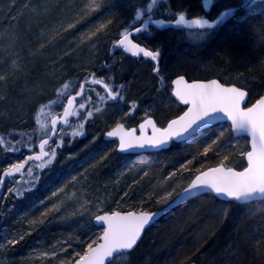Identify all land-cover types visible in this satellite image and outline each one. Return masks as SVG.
<instances>
[{"label": "rangeland", "instance_id": "1", "mask_svg": "<svg viewBox=\"0 0 264 264\" xmlns=\"http://www.w3.org/2000/svg\"><path fill=\"white\" fill-rule=\"evenodd\" d=\"M5 1H7V3L1 6ZM11 1L12 0H10V2L9 0H3L2 4H0V75L5 77L4 80L0 81V138H3L5 141L4 145H0V172L3 168H6L12 163H16L19 158L10 156L4 149L7 145L13 146L16 144V138L18 135L27 139V145L28 147L30 146L29 149L33 143H36L41 138L45 137L44 132L36 125V116L41 105H46L49 101L56 99L57 89H59L62 84L65 82H72L74 87L71 92L76 91L78 85L80 84L79 82L82 79H87L93 70L101 68L103 66V61L105 60L108 65V69L104 70L105 77H108L111 85L117 86V84H119V82H116V78H118V80L121 79V73L119 72V68H117V63H119L120 59L118 57H123L127 54L124 53L123 55L118 56L119 54H112V49L114 48L115 42L120 38L121 32H123L126 28H132L134 9L145 2V0H100L102 6L96 11L88 12L85 11V5L88 0H28L26 1V3L28 2V6L20 10L21 21L19 22L17 15H9L6 11H4L6 10V7L8 8L11 6ZM22 1L23 0H21V2ZM254 1L257 0H251L249 1V4L251 5ZM240 2L241 0H216L215 6L212 8L210 15H217L218 12L224 8L237 6ZM194 3H197L199 12L203 14L201 0H195ZM189 4L190 5L188 6H192L191 2ZM180 12L185 13L183 9L172 7L169 0H163L157 14H159L158 18L173 19L174 15ZM69 23H75V27L67 32H64L63 28L67 27ZM101 25H104V27L97 31ZM220 30L221 28L217 32H214V34H212L213 37H216ZM92 32H96V34L91 36V39H89L88 36ZM194 32L195 31L186 29L177 32V35L179 36L175 40V45L185 43V45H181L182 49L180 50L174 47L169 51H166L164 44H157V42L151 43V49L154 50L157 47L160 48V57L157 61H152L148 57H141L139 58V61L142 64L151 65L152 72H154V68L158 67L159 72L163 71L164 73L168 72L167 69L169 70L170 65L172 67V64L180 62L186 64L187 67H196L197 73L206 77L204 79L217 76L216 78H219L218 80L220 82L224 84L237 85L244 88L249 93L251 92L254 96L264 92V76H256L253 73L254 70L250 73L252 70H248L246 68L249 65L248 57L236 59V57L229 53L228 50L224 52L225 44L220 46L221 48L216 46L212 52L207 53V45H209L212 35L208 36L211 38L207 37L203 40H198L193 35ZM236 34L237 37L233 38V41L231 40L235 46L244 47L247 50H250L249 53L254 54L258 51V49L260 50L263 48V22L250 23L246 25L244 29L241 28L238 30ZM135 37L145 41L146 46L148 47V38H153L154 36L152 37V35L137 34ZM204 47L206 48L204 49ZM166 53H168V55H166ZM108 54L111 56L113 55L111 59L107 57ZM164 56L166 57L163 59ZM67 59H70V63H72V61L74 62L72 69L70 67L71 65L63 64L64 66L67 65L70 68L66 78L57 76H55V78L54 75H56L59 70L61 71L59 63H63V61ZM167 60H170V62H167ZM176 64L174 65L175 67L178 66V64ZM181 68L184 69L182 66ZM181 68H177V70ZM240 68L243 70H240ZM154 73L157 74L156 72ZM96 78L99 79L98 76H96ZM14 80L17 82H13ZM62 81L65 82L60 84L59 82ZM158 81L159 80H157V82ZM165 84L166 83H164V85ZM85 85V88L88 91H91L92 97L88 101H85L88 103L85 105L86 108L84 110H87V112H93V115L89 117L86 122L92 120L95 115L101 114L104 111L107 113L116 111L115 114L119 112L126 117V115L135 113V110L139 109L142 112V116L145 118L148 114L153 113L154 107L152 106H160L161 104L167 105V102H165L162 98L158 100L154 99L153 103H147V105H143V107L134 103L129 108L128 106H125L126 104H124L127 102V105L129 104V101L126 99V95L128 93L126 86H123L121 89L123 99H119L115 103H112L111 100H107L102 103L99 99V96L102 95L99 89H97V86L88 83ZM156 85H158V83H156ZM156 91H158L157 88ZM133 98L134 97L131 99ZM65 102L66 100L62 101V103ZM97 107L101 109L99 112L95 111ZM127 107L130 109L128 112L125 111ZM62 108V105H55L53 114L60 113ZM173 108L174 107L171 106L169 109L172 110ZM42 119H47L49 127L50 119L47 117H42ZM80 120L81 119L76 120L75 123L77 124ZM110 124L111 122L109 125ZM111 126L112 125H110V127ZM59 129L57 132L61 135V140L58 144L56 143V145H59L58 150H56V156L53 163L46 166L45 169L55 165L59 161L56 159L60 157L61 153L66 155V158H62V160H66L68 157L72 158L73 155L70 154L69 151L73 148V142L79 140L78 136H72V129L68 127L63 128L62 131ZM215 139L216 138H214V140ZM224 139L225 136L217 142L220 143L222 147L224 145ZM93 140H90L91 144L95 143ZM236 147L238 155H234V158L238 157V159L232 163V166H229L234 169L238 168L233 166L243 167L245 164L244 156H241L239 151L244 148L245 150L243 153H245L248 148L247 139L240 138V140L234 142L231 149H236ZM137 156L139 157L141 155ZM138 157L126 159L121 161V163H117V166H115L116 169L114 170V180L115 182L117 181L118 183H121L125 177H130V180L132 181H130L129 184H134L135 179L151 174V179H154L156 182L151 187L150 193L148 194L147 192V196H145V201H148V209L151 211L167 198V193H173L177 188L181 187L182 183L178 184L180 181L176 182L177 179L172 178L173 176L169 177L167 172L164 174V177L161 178V171L158 170L156 172L154 170L157 168V166H155L157 164H154L151 159L146 161ZM129 165L134 166L130 171L125 172V168ZM29 167L37 169V167H34L32 164ZM184 167L185 166L181 167V169H184ZM81 172L82 171L79 172V176H81ZM145 172H147V175H144ZM36 174H39V182L42 177H45L41 172ZM47 179L48 177L46 180ZM159 179L161 180L158 181ZM26 180H31V177L28 175ZM14 181H17V178L14 179ZM78 182L80 183L78 184ZM78 182L75 181L70 184L63 180L56 183V186L50 189L48 196L45 198L48 203L42 204L43 206L40 208L41 210H38L35 213L36 215H32L38 216L39 219L37 222L32 220L34 224H29L30 226H33L30 227L29 230H35V227H37L36 224L38 225L44 223L46 222L47 217H51L53 218L51 220L53 223H59L62 226L68 223H76L77 225H73L70 230V233L76 234L79 231H86V225L90 224V222L92 223L93 216L102 212L114 210L117 202L116 199L113 200L108 196L97 195V187L89 189L88 186H84L83 189H80L79 187L83 184V180ZM58 184L62 187L57 188ZM53 193H56V195L53 196ZM227 202L231 203L233 201H221L216 199L214 203L211 202L213 211L219 212L221 215V218L215 222L216 226L217 223H221V225H224L225 227V224L228 223L230 228L231 225L235 224L233 220L227 217ZM4 203L6 204H4L1 209L3 214H0V226L2 227V230L0 231V245H3V247H0V264H70L72 262L73 255L76 257L78 256L77 253L80 251L77 252L78 247L76 244H72V242H70V245H68L69 241L66 239V243L62 240V242H59L60 244L58 245H50L47 248L39 247L32 253L27 251L25 252L27 255L20 258L13 257L11 258L12 262H10L7 254L11 252V248L16 246V242L19 241L20 235H26L29 230L24 229L25 226H20L18 223L19 225H17V227L20 228V230H18L19 234L17 236V232H13L11 229L9 230V228L3 227L2 217H5L4 214L11 211L10 206H13L9 204L10 202L7 203L4 201ZM54 206L58 207L59 210H54ZM131 206L132 204H128L127 207ZM257 213L258 211L256 210L252 211L254 216L257 215ZM27 216L31 217V214ZM230 221H232L233 224ZM256 223L253 224L255 226L254 230H260L259 232L261 236L259 238H264V226L261 225L259 229H257ZM233 227L234 225L231 228ZM205 230L212 231L214 234L217 233L216 229H212V226H207ZM254 230L253 232L255 233ZM85 231L83 233H85ZM235 231L239 232L237 230ZM244 233L246 232H243V234ZM155 234L156 231H148V245L151 246L153 253L156 251L159 252L157 244L159 243L160 245V242H158L155 238ZM64 238L65 237H63V239ZM80 239L81 238H78L76 241ZM242 239L247 241L250 240V234L246 235ZM252 239L250 240V243L253 242ZM12 240L16 242L14 244H9L8 241ZM85 240L87 241V239ZM227 241L228 238L224 243ZM228 244L230 247H225L226 250L223 255L224 264H238V260L241 256L238 254L242 251L247 252L248 250H246V247H248V245L243 246L241 243H235L232 241L227 243V245ZM79 246H81V244ZM251 246L252 244L250 247ZM254 253L255 257H260V255L258 256L256 252ZM153 261L154 260H151L148 256V264H154ZM255 261H258V259H255Z\"/></svg>", "mask_w": 264, "mask_h": 264}, {"label": "trees", "instance_id": "2", "mask_svg": "<svg viewBox=\"0 0 264 264\" xmlns=\"http://www.w3.org/2000/svg\"><path fill=\"white\" fill-rule=\"evenodd\" d=\"M26 1L28 0H23L22 2L21 0H12L11 6L8 8L6 7V10L4 11H6L9 15H17L20 22V10L28 6V2L26 3ZM194 1L195 0H169L172 7L183 9L185 14H187V17L189 18L202 15L201 12H199L197 3L195 4ZM2 2L3 0H0V4H2ZM190 2L192 6H188L190 5ZM6 3L7 1H5L1 6L5 5ZM251 5L252 7L248 8V10L241 11L229 21H226L216 37H213V35L212 38L208 37L211 39L209 41V45H207L208 50H206V52H212L213 49L216 48V46H218L219 48L220 46L225 44L224 52L228 50V52L234 55L236 59H243L248 57L249 65L246 68L248 70H252L250 73H252L254 70L253 73L256 76H264V44L263 48L260 50L258 49V51L254 54L249 53L250 50H247L246 48L241 46H235L233 42H231L233 38L237 37V31L241 28L244 29L246 25L254 22L264 23V0L254 1ZM157 16L159 17V14H157ZM190 31L196 30L191 29ZM157 36L160 40L158 42L155 40ZM157 36H152L153 38H149L151 40L150 44L153 42L164 44L166 51H169L174 47L178 48V50L182 49L181 45H175V40L179 36L176 32L172 33V31L164 30L160 31ZM205 48L206 47H204V49ZM168 53H166V55H168ZM112 54L117 55V52H112ZM112 56L110 54L107 55V57L110 59ZM165 57L166 56H164L163 59ZM118 58L120 59L119 63H117V68H119V72L121 73V79L118 80V78H116V82L127 83L126 87L128 93L126 95V99L129 101L128 107H131V105L134 104L132 103L133 100L142 107L143 105H147V103H153L154 99L158 100L163 98V100L167 102V105L161 104L160 106H156L154 104L155 106H152L154 107L153 113L148 114V116L152 117L155 120L158 126H163L165 121L177 116L184 109L183 106L174 103L172 98L170 97L169 91L171 89V79L177 74H183L187 79L206 78L203 77L202 74L197 73L196 67H187L186 64L180 62L177 63L178 66L176 67L174 66L176 63L172 64V67L170 65L169 70L167 69L168 72L164 73L163 71H161L159 72V75H157L152 72L151 65L142 64L139 61V58H132L127 55ZM70 62V59H67L61 64H69L71 65L70 67L72 69L74 62ZM167 62H170V60H167ZM181 66L184 67V69L181 68ZM177 68L181 69L177 70ZM69 69L70 68L68 67V70ZM106 69H108V65L107 61L105 60L103 61V66L101 68L95 69L91 73L95 72L99 79H101L104 78V70ZM241 69L242 68H240V70ZM160 76H163L165 78L166 84L163 85L164 87L161 86L159 81L157 82ZM13 82L17 81L14 80ZM156 83H158V85H156ZM156 88L158 89V91H156ZM97 89H99L102 96L105 95L101 87L97 86ZM261 94L254 96L250 92L248 105L251 104ZM91 97V91L84 89V95L78 98L76 101L77 107L80 103H84L86 105L88 102L85 101H88ZM132 97L134 98L131 99ZM115 102L117 101H112V103ZM127 103H124L126 104L125 106H127ZM171 106L174 107L172 110L169 109L171 108ZM128 107L126 108V110L128 109ZM80 110L83 112L85 111L87 115V110ZM115 113L116 111H112V113H107L104 111L101 114L95 115L94 118L88 122H86L87 119H82V117H85L86 115H81L80 117L73 116L69 119V121L71 122V127H69L68 125H61L59 127L60 129L68 127L73 131V129L76 128L79 123H83V135L78 136L79 140L73 142V148L71 150V152L75 154L76 157L80 156V158L78 159L77 157L75 159L62 160V158L60 157L61 159H56L59 161L55 165L46 169H35L31 167L34 174L41 172L45 177H48L47 180V177H42L40 182L36 183L34 186L31 183H26L27 181H30L26 180L28 176V168L15 177H11L14 183L25 179L22 184L18 186V188L22 187L25 189H31L30 191H24V194L22 196H18L15 192H9V187L6 184L0 202H12L11 205L14 206V210L12 211L11 215H17L18 217L22 216L24 218H27V215L31 214V217L28 218L37 222L39 217L32 215H34L38 210H41L40 208L43 206L42 204H44L41 201L46 196H48L50 189L54 188L56 186V183H59L63 180L67 181L70 184L75 181L78 182L83 180V184L79 187L80 189H83L84 186H88L89 189L97 187V195H104L111 197L113 200H117L114 210L123 211V209H127L129 211H148L149 206L148 201H145V196H147V192L148 194L150 193L151 187L156 181L154 179H151V174H149L148 176L135 179L134 184L125 185V182L130 183V181H132L130 180V177H125V179L121 183H118L117 181L115 182L114 170L116 169V164L121 163V161H124L126 159L136 158L138 156L118 153L116 151V141L106 140L103 138L104 132L110 128V125L114 126L117 122H122L127 127H130L132 125H136L144 117L142 116V112L139 109H136L135 113L126 115V117H124L119 112L117 114ZM79 119L81 120L76 124V120ZM110 122L111 124L109 125ZM225 129H229V125L226 123H219L206 128L205 130L201 131L200 133L182 143H172L167 149L146 153L138 157L146 161H148V159H151L154 164H157L155 165L157 166V168L154 170L156 172L158 170L161 171V178L164 177V174L167 172L169 177L173 176L172 178L177 179L176 182L180 181L178 184L182 183L181 187L177 188L172 193V196L170 198L167 197L160 205H158L154 209L163 206L186 185V183L192 177V175L189 176V171H187L188 167L192 163L196 161L199 162L196 165V171H200L208 166L221 164V162H223L226 167L232 166V163L236 159H238V157L234 158V155L237 156L238 153L236 152L237 147L233 150L231 149V147H233L234 142L240 140V138L233 137L230 131L225 133V141L223 147L220 145V143H217L213 145V147L208 151L207 154H204L205 147L211 144L214 138H217L220 132ZM19 139H22V137L20 136ZM23 139H25V137H23ZM25 140L27 141V139ZM60 140L61 135L59 134V132H57V144ZM90 140H93L95 143L91 144ZM8 146L9 145L4 147V149H7ZM54 149L58 150V147L55 146ZM25 150H29L27 144L25 146L23 145L21 149L17 148V150L12 151V153L9 151L7 152L12 157L17 158L21 157ZM244 150L245 149L242 148L239 151V154L241 156ZM81 154L83 156L82 158ZM225 157H227V159H225ZM189 161H191V163H189ZM32 165H34L35 167L38 164L34 163ZM182 166H185L184 169H181ZM233 167L240 169L241 166ZM80 171H82L81 176H79ZM73 177H75L76 179L74 180ZM16 178L17 181H14V179ZM50 179H54L55 181L52 182V184H48ZM160 180L161 179H159L158 181ZM79 183L80 182H78V184ZM125 193H127V195H125ZM216 199L217 198H215L213 195L203 194L182 203L181 205L162 215L150 228L145 231L141 241L131 252V264H148V256L151 260H154V264H224L223 255L225 254V247L229 248L230 246L229 244L227 245V243L231 241L235 243H241L243 246L248 245V247H246V250H248L247 252L242 251L240 252V254H238L241 255L240 259L238 260V264H264V238H259L261 236L259 232L260 230H254L255 226L253 225L257 222V229H259L261 225L264 226V201L257 200L241 204L236 202H227V217L233 220V222L235 223L233 224L232 221H230L234 225L233 228L235 229H233L231 228L233 225H231V227L229 228L228 223L225 224V227L224 225H221V223H217L216 226L215 222L218 221L219 218H221L220 213L213 211L211 206V202L214 203ZM121 200L125 201L128 204H132V206L127 207L128 205L121 204ZM255 210L258 211L259 214L257 213V215L254 216L252 214V211ZM52 219L53 218L51 217L50 219H48V217L46 218V221L48 220L47 225H36L38 227L37 229H40L41 232V235L39 236L41 238V244L39 247L47 248L50 245H58L60 244L59 242H62V240L66 243L67 239V241H69L68 245H70V242H72V244L75 243L78 247L77 252L80 251L79 253L83 254V252L86 250L87 244L93 240H97L100 234V228L95 227L91 222L90 224L86 225V231L84 230L85 233H83L84 231H79L76 234H72L70 233V231H62V229L57 227L59 223H53L51 221ZM73 225L77 224L73 223ZM20 226H25L24 222L20 223ZM207 226H212V229H216L217 233L214 234L212 231H206L205 228H207ZM226 228L229 231H227ZM1 230L2 227L0 226V231ZM18 230H20V228H18ZM151 230L156 231L155 238L158 242H160V245L157 242L159 252L156 251L155 253H153L151 250V246L148 245V231L150 232ZM235 230L239 232H236ZM253 230L255 231V233L253 232ZM243 232L246 233L243 234ZM249 234L251 239L253 238L252 241L254 243H250L251 239L248 241L242 239ZM63 237L65 238L63 239ZM78 238L81 239L76 241V239ZM227 238L228 241L224 243ZM28 239L29 238L23 240L21 239L20 235L19 241H17L18 243L16 242V246L14 248H11L10 253H21V247L27 244L29 245L30 242H34V240L29 241ZM85 239H87V241ZM80 244L81 246H79ZM251 244L252 246L250 247ZM254 252H256L258 256L260 255V257H255ZM78 257L79 256L76 257L73 255L72 262ZM255 259H258V261H255Z\"/></svg>", "mask_w": 264, "mask_h": 264}, {"label": "snow or ice", "instance_id": "3", "mask_svg": "<svg viewBox=\"0 0 264 264\" xmlns=\"http://www.w3.org/2000/svg\"><path fill=\"white\" fill-rule=\"evenodd\" d=\"M163 0H145L144 4L134 9L132 17V29L126 28L120 34V38L115 42L114 47H122L123 51L130 53L132 56L143 54L144 57L157 61L161 55L160 48L150 49L147 46H141L140 43L134 42L133 34L154 35L157 31L166 30L169 26L182 27L186 29H195L193 33L196 39L203 40L214 34L226 21L239 14L241 11L248 10L252 7L249 0H241L237 6L226 7L215 17H211V10L215 6L216 0H201L203 15L196 18L188 19L183 12L176 13L173 21H166L158 18L157 13ZM100 0H88L85 5V11H96L101 7ZM75 27V23H69L63 28L67 32ZM101 25L97 31L101 30ZM92 32L88 38L94 36ZM159 75V68L153 69ZM5 77L0 75V81ZM92 84H99L103 87L105 95L99 96L100 101L123 99L120 89L121 86H113L106 82L105 79H97L94 74L90 81ZM161 86L165 83V78L160 76ZM172 95L182 104L187 106L181 115L168 122L166 127H157L152 119H146L140 125L141 135L134 136V131L124 132L123 125L118 124L116 129L107 133L108 137L119 135L120 152H136L137 150L162 149L173 140H182L196 134L201 128L213 122L223 115L231 123L230 129L220 132L219 136L204 149V154L217 144L228 131L237 135L246 134L250 137L251 150L242 155L247 161V166L242 171H236L231 167H226L223 162L220 166L210 168L207 171H200L198 175L188 184V186L179 193L177 201L168 203L166 207L159 212L148 211H129L122 214L119 211H112L110 214L105 212L103 215H96L95 220L102 222L104 225L103 233L98 240H93L87 244L83 254L77 253L79 258L75 264H131V252L135 249L146 226L150 225L159 215L173 207L174 203L184 201L195 195H201L205 192L214 193L218 197L226 200H235L237 202H250L253 200L264 201V95H260L251 106H247L249 92L238 86H225L219 81L213 79L207 82H187L183 76L172 80ZM85 83L79 84V91L71 94L74 85L72 82H65L56 92V99L51 100L46 105H41L36 116V125L47 136L48 132L55 134L58 125H68L71 127L69 117L81 116L80 109H85V104L80 103L77 107L76 98L84 95ZM66 100V103H62ZM62 105L63 113L60 115L53 114L54 106ZM47 110V111H46ZM101 109L97 107L95 111ZM93 115L92 111L87 112V116L82 117L86 120ZM47 117L50 119L48 127ZM150 126L152 136H145L144 129ZM83 123H79L72 131V136H81ZM63 130V129H59ZM21 143L20 141L16 142ZM5 141L0 138V145ZM49 144L48 139H41L39 148L40 153L35 156L27 157L23 162L10 165L0 174V184H3L6 178L13 177L15 173H20L30 160L41 161L36 165L37 168L43 169L53 163L56 156V149L45 151V146ZM59 147V145H57ZM17 150L14 146L9 145L7 151ZM47 157V159H45ZM227 159V157H225ZM191 163V161H189ZM134 165L125 168V172L130 171ZM183 167V166H182ZM28 175L33 186L39 182V174H34L31 167L28 168ZM123 175V173H122ZM147 175V172L144 173ZM75 180L76 178L73 177ZM30 188H17L16 194L22 196L24 191H30ZM13 191V189H9ZM56 193H53L55 196ZM127 195V193H125ZM172 193H167L170 198ZM54 210L59 208L54 206ZM99 210V209H98ZM23 239V237H21ZM16 241H8L14 244ZM3 247V245H0Z\"/></svg>", "mask_w": 264, "mask_h": 264}, {"label": "bare ground", "instance_id": "4", "mask_svg": "<svg viewBox=\"0 0 264 264\" xmlns=\"http://www.w3.org/2000/svg\"><path fill=\"white\" fill-rule=\"evenodd\" d=\"M110 5V4H109ZM132 29V28H131ZM130 29V30H131ZM166 30H168V31H172V32H179L178 30H172V29H166ZM160 31H157L154 35H152V36H157L158 35V33H159ZM135 34V33H134ZM155 40L158 42V41H160L159 40V38H158V36L155 38ZM158 44V43H157ZM144 45L146 46V43H144ZM181 45H185V43L184 44H181ZM149 46H150V43H149ZM151 47V46H150ZM127 56H130V55H128L127 54ZM130 57H132V56H130ZM58 63H59V61H58ZM59 65L61 66V71L59 70L58 71V73L56 74V75H54V77L55 76H57V77H63V78H66V76H67V73H68V66H64L63 64H61V63H59ZM59 66V67H60ZM93 74H94V76H95V78H96V76H97V74L95 73V72H93V73H90V75H89V77L87 78V79H82L79 83H82V82H88V79L90 78V77H93ZM179 75H182V76H184L183 74H177V75H175L174 77H176V76H179ZM173 77V78H174ZM185 78H186V76H184ZM217 77V76H216ZM215 77V78H216ZM219 77V76H218ZM56 78V77H55ZM55 78H53L54 80H56ZM172 78V79H173ZM52 79V80H53ZM103 79H105L106 81H109V79H108V77H105V75H104V78ZM172 79H171V81H172ZM217 79V78H216ZM53 80V81H54ZM61 81V80H60ZM171 81H170V84H171ZM63 82H65V81H62V82H59L60 84H62ZM110 82V81H109ZM89 83V82H88ZM121 85L122 86H127V83H124V82H122L121 83ZM86 89V88H85ZM79 90V85H78V87H77V89H76V91H78ZM76 91H74V92H72L71 94H74ZM170 91H171V89H170ZM170 91H169V93H170ZM264 93V92H263ZM170 97H171V95H170ZM76 101H77V99H76ZM66 103V102H65ZM132 103H137L136 101H132ZM77 104V103H76ZM128 106V105H127ZM130 108V107H129ZM127 109V110H125V111H130V109ZM63 109V108H62ZM62 111V110H61ZM80 111V113H81V115L83 116V115H85L86 113H84L83 111H81V110H79ZM183 111V110H182ZM181 111V112H182ZM180 112V113H181ZM61 113V112H60ZM60 113H58V114H56V115H59ZM132 114V113H131ZM69 119H70V117H69ZM143 119H141L140 121H142ZM139 121V122H140ZM155 121V120H154ZM168 121V120H167ZM167 121H165V123L163 124V126H161V127H164L165 125H166V123H167ZM138 122V123H139ZM117 123H122V122H117ZM116 123V124H117ZM137 123V124H138ZM156 123V122H155ZM123 124V123H122ZM136 124V125H137ZM124 125V124H123ZM136 125H132V126H130V127H127L126 125H124V127H126V128H132V127H135ZM156 125H158L157 123H156ZM61 125H59L58 126V129H59V127H60ZM63 126V125H62ZM205 130V129H204ZM58 131V130H57ZM203 131V130H202ZM201 132V131H200ZM200 132H198V133H200ZM198 133H196V134H198ZM48 134H49V132H48ZM47 134V135H48ZM195 134V135H196ZM194 135V136H195ZM20 138V135H18V137H17V140H16V142L17 141H20L21 143H19V144H14L13 146L17 149H21V147L24 145H26V144H28L27 143V141L25 140V139H23V137H22V139H19ZM42 139V138H41ZM40 141V140H39ZM39 141H37L36 143H33V145H31V148L29 149V150H25L24 152H23V155L21 156V157H19L18 159H17V162L16 163H20V162H23L24 160H25V158L26 157H28L30 154H33V153H38L39 152V149H38V143H39ZM57 141V132H56V134H55V137L53 138V139H51V141H49V144L48 145H46L45 146V151H49L48 149H53L54 147H55V145H56V142ZM57 146V145H56ZM30 147V146H29ZM53 147V148H52ZM6 151H7V149H5ZM4 150V151H5ZM161 150H164V149H161ZM117 151V150H116ZM9 152H11L12 153V151H9ZM70 152V154H72L73 155V157L71 158V157H68V159H66V160H69V159H75V158H77L78 157V159L80 158V156H77L76 157V155L75 154H73L71 151H69ZM118 152V151H117ZM155 152H157V151H155ZM118 153H120V152H118ZM9 154V153H8ZM121 154H128V155H134V156H137V155H143L144 153H138V154H132V153H121ZM10 155V154H9ZM11 156V155H10ZM60 157L61 158H66V155H64V153H61V155H60ZM59 157V158H60ZM83 156H82V154H81V158H82ZM45 159H47V157L45 158ZM34 163H36V164H39V163H41V161H36V162H32V161H30L29 163H28V165L22 170V171H24L25 169H27L31 164H34ZM199 162L198 161H196V162H194V163H192L189 167H188V170L187 171H189V176H191L192 175V177L190 178V180L199 172V171H196V165L198 164ZM12 164H15V163H12ZM11 164V165H12ZM216 165H218V164H216ZM216 165H212V166H216ZM10 166V165H9ZM9 166H7L6 168H8ZM212 166H208V167H212ZM107 167V166H106ZM208 167H206V168H208ZM6 168H3L2 170H1V172H0V174H2V172L4 171V169H6ZM206 168H204V169H206ZM203 170V169H202ZM21 171V172H22ZM201 171V170H200ZM20 172V173H21ZM19 173H17V174H15V175H13V177H15L16 175H18ZM189 180V179H188ZM190 180L186 183V185L190 182ZM24 180H20V181H17V183H14L13 181H12V178L10 177V178H6V180L4 181V186H3V188H5V186H6V184L8 185V187H9V189H13V191L12 192H15L16 193V189L18 188V186H20L21 184H22V182H23ZM55 180L54 179H50L49 180V183H52V182H54ZM16 184V185H15ZM60 184H62V183H60ZM60 184H58V186H57V188H61L62 186L60 185ZM129 183L128 182H125V185H128ZM14 185H15V187H14ZM185 185V186H186ZM14 187V188H13ZM127 187V186H126ZM10 192V191H9ZM126 192H127V190H126ZM47 197V196H46ZM45 197V198H46ZM43 199L41 202L42 203H44V204H47L48 203V201L46 200V199ZM40 201V200H39ZM170 201V200H169ZM169 201H167V202H169ZM10 202V201H9ZM8 202V203H9ZM4 204H6V203H4V202H0V214H3V212H1V209H2V207L4 206ZM9 204H12V202H10ZM121 204H123V205H128V203H126L125 201H122L121 200ZM10 210L11 211H8V212H6L4 215H5V217H2V219H3V227H6V228H9V230L11 229V231H13V232H17L16 233V235H18L19 234V232H18V227H17V225H19L20 223H22V222H24V225H25V228L24 229H26V230H29L30 229V227H33V226H30L29 224H34L33 223V221L32 220H30L29 218H28V216H27V218L25 217H22V216H17V215H11V213H12V211L14 210V206H10ZM150 211V210H149ZM48 219H50V218H48ZM157 221V220H156ZM155 221V222H156ZM31 222V223H30ZM155 222H153L148 228H150ZM19 223V224H18ZM41 224H44V225H47L48 224V221H46V222H44V223H41ZM37 225V224H36ZM72 226H73V224H71V223H68V224H65L64 226H62V225H60V224H58V226L57 227H59L60 229H62V231H65V232H68V231H70L71 230V228H72ZM38 227H35V230L33 229V231H28L27 233H26V235H24L25 237H23V236H21V237H23V240H26L27 238H29L28 240L30 241V240H34V242H30L29 243V245L27 244V245H25V246H23V247H21L20 248V252H21V254H19V252L17 253V252H12V253H9L8 255H7V257H8V259L10 260V262H12L11 261V258H13V257H22V256H25V255H27L25 252H27V251H29V252H33V251H35V249H38L39 248V246H40V244H41V238L39 237L40 235H41V232H40V229L38 230L37 229ZM147 228V229H148ZM146 229V230H147ZM145 230V231H146ZM145 233V232H144ZM144 235V234H143ZM143 237V236H142ZM142 239V238H141ZM141 239H140V241H141ZM139 241V242H140ZM139 242H138V244H139ZM18 243V242H17ZM137 244V245H138ZM137 247V246H136ZM135 247V248H136ZM10 264H13V263H10Z\"/></svg>", "mask_w": 264, "mask_h": 264}, {"label": "water", "instance_id": "5", "mask_svg": "<svg viewBox=\"0 0 264 264\" xmlns=\"http://www.w3.org/2000/svg\"><path fill=\"white\" fill-rule=\"evenodd\" d=\"M188 19H192V18H188ZM166 21H170V20H166ZM173 21V20H172ZM169 27H175V28H182V27H176V26H169ZM142 46V45H141ZM126 53V52H125ZM126 54H128V55H130V56H132L130 53H126ZM140 56H143V54H140V55H138V56H132V57H140ZM179 76H182V75H179ZM179 76H176V77H174L172 80H174V79H176V78H178ZM184 77V76H183ZM185 78V77H184ZM91 79H92V77H90L89 79H88V82L90 83V84H92L90 81H91ZM213 79H215V80H217V81H219L218 79H216V78H209V79H193V80H187L186 78H185V80L187 81V82H189V83H191V82H207V81H210V80H213ZM172 82V81H171ZM220 82V81H219ZM82 83H84V82H82ZM221 84H223V85H225V86H232V85H234V84H224V83H222V82H220ZM93 85H97V86H100L102 89H103V87L101 86V85H99V84H93ZM236 86V85H235ZM172 88H173V85H172V83H171V91H170V95H171V98L175 101V102H177L178 104H180V105H183L185 108H184V110L180 113V114H178L177 116H179V115H181L185 110H187V106L186 105H184V104H182L179 100H177L173 95H172ZM241 89H243V88H241ZM80 90V89H79ZM78 90V91H79ZM104 90V89H103ZM245 90V89H244ZM75 94V93H74ZM73 94V95H74ZM261 95H264V93H262ZM79 97H77L76 99H78ZM259 97H257L256 99H258ZM255 99V100H256ZM255 100L252 102V103H254L255 102ZM251 103V104H252ZM251 104L250 105H247V106H251ZM63 113V109H62V111H61V113L60 114H62ZM59 114V115H60ZM177 116H175V117H173V118H171V119H169L168 121H167V123H166V125L164 126V127H166L167 126V124H168V122L170 121V120H172V119H175ZM152 119L153 121H154V119L152 118V117H146V118H144L142 121H140L135 127H132V128H126V127H124V125L122 124V123H117V124H115L112 128H110V129H108V130H106L105 132H104V134H103V138L104 139H106V140H115L116 141V150L118 151V152H120L119 150H118V146H119V135H116V136H113V137H108L107 136V133L108 132H110V131H112L113 129H116L117 128V125L118 124H120V125H123V131L124 132H131L132 130H135L134 131V136L135 137H139L140 135H141V130H140V125L142 124V123H144V121L146 120V119ZM155 122V121H154ZM218 123H227L228 125H229V127H231V123H230V121H228L226 118H223V115L222 114H219V117L217 118V119H215V120H213V122L212 123H210V124H208V125H206L205 127H203V128H201L198 132H200V131H202V130H204V129H206V128H209V127H211V126H213V125H216V124H218ZM156 124V123H155ZM59 126V125H58ZM157 127H160V126H158V125H156ZM49 127H50V120H49ZM162 128V127H161ZM197 132V133H198ZM231 132V131H230ZM56 134V133H55ZM55 134H53L52 132H50L49 131V134L47 135V136H45V137H43L42 139H48L49 141H51V139H53L54 137H55ZM231 134L234 136V137H246L247 138V146H248V149H247V151H249V150H251V144H250V137H248L246 134H240V135H237L236 133H234V132H231ZM144 135L145 136H152V128L150 127V126H147L145 129H144ZM195 134H193L192 136H194ZM191 136V137H192ZM190 138V137H189ZM189 138H187V139H189ZM187 139H182V140H173V141H171L166 147H164V148H162V149H167L172 143H181V142H183V141H185V140H187ZM40 141H41V139H40ZM40 141H39V143H38V149H39V152L38 153H33V154H30L29 156H35V155H38L39 153H40V148H39V144H40ZM161 149H147V150H137L136 152H132V151H129V152H120V153H132V154H138V153H149V152H155V151H160ZM246 151V152H247ZM28 156V157H29ZM27 158V157H26ZM25 158V159H26ZM46 158V157H45ZM30 161H34V162H36L37 160H30ZM30 161H28L27 162V164H25V167L28 165V163L30 162ZM244 162H245V165H244V167H246L247 166V161H246V159L244 158ZM16 164V163H15ZM221 164H218V165H216V166H212V167H208V168H206V169H203V170H201V171H207L208 169H210V168H214V167H217V166H220ZM24 167V168H25ZM244 167H242L241 169H234V170H236V171H242L243 170V168ZM23 168V169H24ZM22 169V170H23ZM21 170V171H22ZM200 172V171H199ZM199 172L196 174V175H198L199 174ZM2 174H3V172H2ZM15 174H17V173H15ZM14 174V175H15ZM195 175V176H196ZM195 176L190 180V182L195 178ZM189 182V183H190ZM188 183V184H189ZM188 184L185 186V187H183L182 189H184V188H186L187 186H188ZM3 186H4V183L3 184H0V199H1V197H2V195H3ZM182 189L169 201V202H167V203H165L162 207H160V208H157V209H155V210H152V211H148V212H159L162 208H164V207H166V205L168 204V203H173V202H175V201H177V199H178V195H179V193L182 191ZM203 194H211V195H213L214 197H216L217 199H219V200H221V201H234V202H237V201H235V200H226L225 198H223V197H218V196H216L214 193H207V192H205V193H203ZM203 194H201V195H203ZM197 196H200V195H195V196H192L191 198H189V199H186V200H184V201H181V202H178V203H174V205H173V207H171V208H169L166 212H164L163 214H161V215H159L153 222H155L156 220H158L162 215H164L165 213H167L168 211H170V210H172V209H174L175 207H177V206H179V205H181L182 203H184V202H187V201H189V200H191V199H193V198H195V197H197ZM253 201H257V200H253ZM251 202V201H250ZM237 203H248V202H237ZM115 211H119V210H115ZM119 212H121L122 214H125V213H127V212H129V211H119ZM134 212H138V211H134ZM105 212H102V213H99V214H97V215H103ZM107 213H111V212H107ZM96 216V215H95ZM95 216H93L92 217V224L95 226V227H98V228H100L101 229V233H100V235H102V233H103V228H104V225L102 224V222H97L96 220H95ZM152 222V223H153ZM151 223V224H152ZM150 224V225H151ZM150 225H148V226H146V228H145V230L150 226ZM145 230L143 231V233H142V236H143V234H144V232H145ZM99 235V236H100ZM98 236V237H99ZM142 236H141V238H142ZM140 238V239H141ZM98 240V239H97ZM140 241V240H139ZM138 241V242H139ZM77 260V259H76ZM70 264H75V260L73 261V262H71Z\"/></svg>", "mask_w": 264, "mask_h": 264}, {"label": "flooded vegetation", "instance_id": "6", "mask_svg": "<svg viewBox=\"0 0 264 264\" xmlns=\"http://www.w3.org/2000/svg\"><path fill=\"white\" fill-rule=\"evenodd\" d=\"M203 15V14H202ZM216 15H213V16H211V17H215ZM170 21H172V20H174V18L173 19H169ZM224 25V24H223ZM222 25V26H223ZM221 26V27H222ZM220 27V28H221ZM219 28V29H220ZM167 29H172V30H184V29H186V28H175V27H168ZM218 29V30H219ZM193 30H195V29H193ZM218 30H216L215 32H217ZM161 31H164V30H161ZM137 34H133V40H134V42H138V43H140L142 46H145L144 45V43H146L145 41H143V40H140V39H137L135 36H136ZM150 39L148 38V48H150V46H149V43H150ZM142 42H144V43H142ZM115 45V44H114ZM151 49V48H150ZM113 52H117V54H119V55H123L125 52L123 51V48L122 47H114L113 48ZM141 57H143L144 58V56H140V57H132V58H141ZM187 79V78H186ZM187 80H193V79H187ZM109 82V81H108ZM86 83H88V82H85V84ZM88 84H90V83H88ZM93 85V84H92ZM97 86V85H96ZM117 86H121V83H119V84H117ZM100 87V86H99ZM122 89V88H121ZM120 89V91L122 92V90ZM104 91V90H103ZM105 93V92H104ZM173 100V99H172ZM111 101H118V100H111ZM174 101V100H173ZM175 102V101H174ZM176 104H178L177 102H175ZM178 105H180V104H178ZM182 106V105H181ZM184 107V106H183ZM4 191V190H3Z\"/></svg>", "mask_w": 264, "mask_h": 264}]
</instances>
